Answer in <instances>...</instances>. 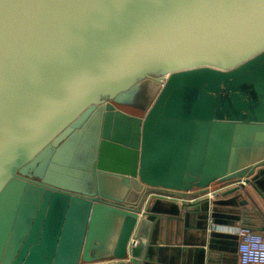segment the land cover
I'll use <instances>...</instances> for the list:
<instances>
[{
    "label": "water",
    "instance_id": "water-1",
    "mask_svg": "<svg viewBox=\"0 0 264 264\" xmlns=\"http://www.w3.org/2000/svg\"><path fill=\"white\" fill-rule=\"evenodd\" d=\"M259 72L264 0H0V264H144L152 199L192 189L158 154ZM262 167L182 208L241 215Z\"/></svg>",
    "mask_w": 264,
    "mask_h": 264
},
{
    "label": "crops",
    "instance_id": "crops-1",
    "mask_svg": "<svg viewBox=\"0 0 264 264\" xmlns=\"http://www.w3.org/2000/svg\"><path fill=\"white\" fill-rule=\"evenodd\" d=\"M207 92L203 104L181 123L172 149L158 154L160 160H169L171 177L192 189L180 192L178 199H152L157 219L148 229L144 264H240L239 229L264 237V174L256 188L247 186L240 202L249 203L241 215L227 213L228 208L212 216L182 208L181 196L193 199L209 185L212 191L226 186L219 183L223 176L264 161V73L245 75Z\"/></svg>",
    "mask_w": 264,
    "mask_h": 264
},
{
    "label": "built area",
    "instance_id": "built-area-1",
    "mask_svg": "<svg viewBox=\"0 0 264 264\" xmlns=\"http://www.w3.org/2000/svg\"><path fill=\"white\" fill-rule=\"evenodd\" d=\"M213 192L207 195L212 197ZM238 235L240 264H264V237L247 228H240Z\"/></svg>",
    "mask_w": 264,
    "mask_h": 264
},
{
    "label": "rangeland",
    "instance_id": "rangeland-1",
    "mask_svg": "<svg viewBox=\"0 0 264 264\" xmlns=\"http://www.w3.org/2000/svg\"><path fill=\"white\" fill-rule=\"evenodd\" d=\"M64 218H65V214L64 213H62V212H60V213H58V217H57V219H56V226H55V229H57V230H61L62 229V222H64ZM53 221V218H52V220H51V222ZM66 254H65V251H64V248L62 249V251H61V253H60V255H59V257H58V259L60 260V261H64L65 260V258L67 257V256H65ZM54 256H51L50 258H51V260L49 259V261L50 262H53L54 261V258H53ZM53 258V259H52ZM57 259V260H58ZM44 262L43 261H41L40 259L38 260V263H36V264H43Z\"/></svg>",
    "mask_w": 264,
    "mask_h": 264
}]
</instances>
